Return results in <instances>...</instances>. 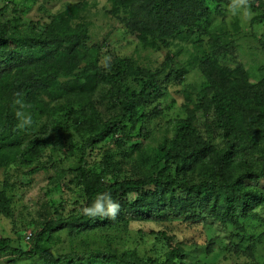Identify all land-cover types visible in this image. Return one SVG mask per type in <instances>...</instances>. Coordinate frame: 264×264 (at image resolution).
<instances>
[{
	"label": "trees",
	"instance_id": "trees-1",
	"mask_svg": "<svg viewBox=\"0 0 264 264\" xmlns=\"http://www.w3.org/2000/svg\"><path fill=\"white\" fill-rule=\"evenodd\" d=\"M3 1L0 215L12 216L15 190L40 169L47 195H71L41 204L27 242L19 232L18 245L0 237V258L193 264L191 247L210 252L221 237L206 231L219 223L230 229L229 251L248 257L239 264H264V228H246L264 226V64L226 62L243 28L237 16L226 19L235 1L107 0L98 9L78 0L39 20L18 8L39 0ZM244 5L258 13L254 21L264 18V0ZM102 20L163 60L152 67L115 48L105 53L110 34L96 39ZM182 44L193 49L183 63ZM193 69L197 81L187 83ZM18 111L32 115L30 128L18 127ZM104 192L120 205L116 218L84 216ZM148 239L152 251L142 248Z\"/></svg>",
	"mask_w": 264,
	"mask_h": 264
},
{
	"label": "rangeland",
	"instance_id": "rangeland-1",
	"mask_svg": "<svg viewBox=\"0 0 264 264\" xmlns=\"http://www.w3.org/2000/svg\"><path fill=\"white\" fill-rule=\"evenodd\" d=\"M78 0H39L36 4L29 3L23 4L19 3L18 8L23 15L25 20H39L41 18L47 17L49 13H56L66 7L68 3L76 2ZM93 1V0H91ZM98 3V9H103L107 7V0H96ZM234 5L231 7L226 15V19L231 23L232 18L237 16L241 19L242 29L240 31L239 47H236L234 53H230L226 62L234 63H243L247 67L254 66L258 68L264 64V47L262 42L264 41V18L262 20L254 21V18L258 14L254 12L249 6H245L244 3L251 0H234ZM4 5V1L0 0V8ZM12 8L6 12L5 15L12 12ZM260 13V12H259ZM117 24V23H116ZM97 32L100 33L96 35L97 40L103 41L105 34H110L107 37L105 44L104 52L108 50H113L115 48L122 55L134 56L138 58L142 63L155 67L163 60V55L159 52L153 50H144L138 45V42L132 38L123 35L121 33L122 27L120 24H117L116 30L113 28V24L107 20H102L95 23ZM116 31V33H113ZM182 50L184 51L180 57L179 62L183 63L187 60V57L190 55L192 49L191 44H182ZM251 64V65H250ZM197 70L193 69L188 76L187 83H196L198 78ZM255 74V75H254ZM253 74V80L260 77V71H255ZM190 81V82H189ZM166 123L165 120H160V127ZM161 129V128H160ZM146 142L150 141V136H147ZM59 160H62V164H67L68 160L65 157V154L61 155ZM47 179L48 174L46 170L40 169L32 179L31 183H27L24 187H18L15 190L14 203L12 205V216L6 217L0 215V237L9 236L13 237L15 244H19L18 232L23 235L24 242H27L28 233L31 232V228L28 226L30 221L36 217L37 210L40 208L41 204L49 199L50 201L59 202L63 199V196L68 198L71 193H65L60 189L53 191V193L47 195ZM3 180V171H0V182ZM264 215V214H263ZM155 225V224H151ZM156 226V225H155ZM246 228L249 234H259L262 232L264 226L258 222L248 221L246 223ZM230 229H223L222 225L216 223V225L211 230L210 234L206 231L207 238L209 235H220V239L210 251H206V247L194 245L191 247L190 258L193 264H239L241 262L249 261L248 257L241 255L240 258L235 257L227 248L232 242L229 239ZM182 238V235L180 236ZM206 239V237H205ZM152 240V238H150ZM237 241L238 238L235 237L233 241ZM148 243L145 245L142 244V248H146L147 251L151 249V245ZM154 242V240H153ZM141 244V243H138ZM158 247V245H157ZM161 245L159 244V249ZM244 248V247H242ZM158 249V248H157ZM152 251V250H150ZM229 257L230 259H226ZM13 256L10 258L3 257L0 258V264H13ZM16 264H37L30 263L28 261L18 260Z\"/></svg>",
	"mask_w": 264,
	"mask_h": 264
},
{
	"label": "clouds",
	"instance_id": "clouds-1",
	"mask_svg": "<svg viewBox=\"0 0 264 264\" xmlns=\"http://www.w3.org/2000/svg\"><path fill=\"white\" fill-rule=\"evenodd\" d=\"M15 104L19 105L21 108L25 107L23 97L21 94L17 93V99H15ZM17 119L20 121L18 127L21 129H28L33 125L32 115L26 114L24 111H18L16 113ZM120 211V205L116 202L110 193H98L91 203L90 206L84 207L82 213L84 216L89 218H110L115 219Z\"/></svg>",
	"mask_w": 264,
	"mask_h": 264
}]
</instances>
